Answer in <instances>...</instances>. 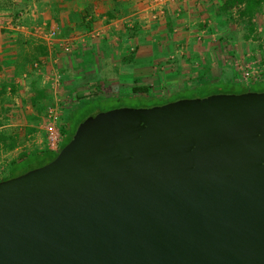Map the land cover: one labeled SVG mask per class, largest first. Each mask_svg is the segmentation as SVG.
I'll list each match as a JSON object with an SVG mask.
<instances>
[{"label": "water", "instance_id": "water-1", "mask_svg": "<svg viewBox=\"0 0 264 264\" xmlns=\"http://www.w3.org/2000/svg\"><path fill=\"white\" fill-rule=\"evenodd\" d=\"M0 264H264V91L88 115L0 181Z\"/></svg>", "mask_w": 264, "mask_h": 264}, {"label": "crops", "instance_id": "crops-1", "mask_svg": "<svg viewBox=\"0 0 264 264\" xmlns=\"http://www.w3.org/2000/svg\"><path fill=\"white\" fill-rule=\"evenodd\" d=\"M222 3L0 0V179L12 162L46 154L45 115L52 103L68 113L96 99L144 96L133 95L135 86L167 100L232 81V53L244 46L231 39L237 12L222 13ZM52 28L57 39L46 35ZM63 41L71 52L62 50Z\"/></svg>", "mask_w": 264, "mask_h": 264}, {"label": "rangeland", "instance_id": "rangeland-1", "mask_svg": "<svg viewBox=\"0 0 264 264\" xmlns=\"http://www.w3.org/2000/svg\"><path fill=\"white\" fill-rule=\"evenodd\" d=\"M237 12L236 10H234ZM233 24L235 25V31L233 32L234 36L231 38L234 41L238 43H242L244 46V52H240L237 49L238 54H233V63H232V73L235 74V78L232 77V82L236 85H221L218 86V93H239L244 88L241 85L243 82H241V72L242 69L247 67L253 68V82L260 81V79H264V13L263 16L258 18V20L253 23V31L250 32L248 29V25H246L243 21H233ZM243 33L245 34L243 36ZM237 37V38H236ZM255 91L261 92L264 90V84H259L254 87H252ZM210 90L206 89L204 87L197 88L193 91L189 90L184 93L175 94L172 96H169L167 99L174 101L176 98H197L202 97L203 95H206L209 93ZM151 94L148 92V96ZM147 95H144L142 97H122L119 99H111V100H101L96 99L90 102H84L80 103L79 106L74 108V111L71 112H64V107L57 106L56 104L52 103L49 106H56L58 107V110L60 111V117L62 120V126H61V134L62 137H64L70 130L71 125L74 123V117L81 118L85 116L86 114L90 112H96V111H108L111 109L116 108H145V107H151L156 106L157 104L161 103L164 100H161L159 98L151 99ZM72 107V106H70ZM69 108V107H68ZM66 110V109H65ZM73 114V116L71 115ZM75 113V114H74ZM68 114V115H67ZM67 117L65 118V116ZM75 115V116H74ZM90 115V114H89ZM88 116V115H87ZM71 117V118H69ZM73 121V122H72ZM63 130V133H62ZM42 156H31L27 158L19 167L17 170H23V169H34L43 163ZM42 166V165H41ZM8 176V175H7Z\"/></svg>", "mask_w": 264, "mask_h": 264}, {"label": "trees", "instance_id": "trees-1", "mask_svg": "<svg viewBox=\"0 0 264 264\" xmlns=\"http://www.w3.org/2000/svg\"><path fill=\"white\" fill-rule=\"evenodd\" d=\"M231 10H236L237 11V16H238L239 20L243 21L246 25H248V27H249L248 30L250 32H252L253 31V25H254L253 24L254 22L252 20L254 19L255 15H257V14L258 15H262L264 13V0H223V3L221 5V7H220V11L222 13H228ZM259 84H264V79L261 78L260 81H256V82H253V83H250V84L242 83L241 85L243 86L244 89L241 92H239V93L246 92V91H255L254 89H252V87H254L256 85H259ZM221 85H236V84H234L232 81H230V82L222 81V82H220L219 84H216V85L202 84V85L193 87L190 90L193 91V90H195L197 88H200V87H204L206 89H209L210 92L207 93L206 95L202 96V97H205V96H208V95H211V94L218 93L217 92L218 86H221ZM132 93H133V95L134 94L136 95L138 93H143L144 95H148V87L135 86V87L132 88ZM37 96H39V95L37 94ZM179 98H181V97H179ZM179 98H176V99H179ZM170 101L171 100L167 99V100H164V101H162L161 103H159L157 105H162V104L170 102ZM71 115L73 116L72 113H71ZM85 117H87V116H85ZM85 117L74 119L75 121H74V123H72L73 125H71V130L63 137V141L61 143V147H63L68 142V140L70 139V137L74 133L77 125ZM69 118H71V117H69ZM62 133H63V130H62ZM46 151H47V152H45L46 154L41 155L42 159L44 160L41 165L46 164L55 155L54 152H51L49 150H46ZM19 163H20L19 161L12 162L10 164V169H9L8 176L4 177V178H1L0 181L15 177V176H17L19 174H22V173H24V172H26L28 170H31V168H30V169H23V170H19L18 171L17 168L19 167Z\"/></svg>", "mask_w": 264, "mask_h": 264}, {"label": "built area", "instance_id": "built-area-1", "mask_svg": "<svg viewBox=\"0 0 264 264\" xmlns=\"http://www.w3.org/2000/svg\"><path fill=\"white\" fill-rule=\"evenodd\" d=\"M161 2H170V1H191V0H160ZM158 2V1H156ZM46 35L49 39H57L58 38V30L57 28L50 29ZM62 50L66 53L71 52L72 46L68 41H63L61 45ZM39 62H35L33 67L38 68ZM253 68L245 66L242 69L240 74L241 82L244 84H250L253 80ZM61 78L60 74L57 72L55 74V82L58 83V80ZM61 126L62 120L60 117V111L56 106H49L45 115V134H46V148L47 150L56 153L61 148V143L63 141V137L61 134Z\"/></svg>", "mask_w": 264, "mask_h": 264}]
</instances>
